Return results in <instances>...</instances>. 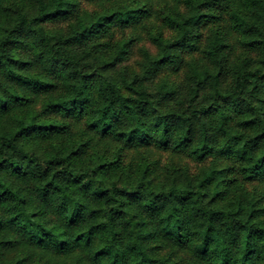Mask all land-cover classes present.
<instances>
[{"label": "trees", "instance_id": "1", "mask_svg": "<svg viewBox=\"0 0 264 264\" xmlns=\"http://www.w3.org/2000/svg\"><path fill=\"white\" fill-rule=\"evenodd\" d=\"M0 264H264V0H0Z\"/></svg>", "mask_w": 264, "mask_h": 264}, {"label": "rangeland", "instance_id": "2", "mask_svg": "<svg viewBox=\"0 0 264 264\" xmlns=\"http://www.w3.org/2000/svg\"><path fill=\"white\" fill-rule=\"evenodd\" d=\"M83 4H84V6L87 5L88 7H91V8H96L98 6L97 3H91V4L90 3L89 4L82 3L81 5L83 6ZM137 45L138 46L148 45L147 41L145 40L144 35L141 32L139 33L138 44ZM136 58H137V54L134 52L132 54V56L130 57L129 61L126 64L127 65H133L134 60ZM81 128H82V126H81L80 123H76V122L72 123V133L73 134H76L79 130H81ZM98 144L100 146H108L110 149L115 146V143L113 141H111L110 139H99L98 140ZM140 150L142 152L146 153L151 158L156 159V161H157V163L159 165H162L165 161H167L170 158H172V154L171 153L161 151V150H159L157 148H154V147H145V148H142ZM136 154H138L137 150H129V151H127V156L128 157L134 158L136 156ZM176 160H178L181 164L187 165L190 168L191 171H194L197 168V166H198L197 163L191 161L189 158L184 157V156H180V157L176 156Z\"/></svg>", "mask_w": 264, "mask_h": 264}]
</instances>
